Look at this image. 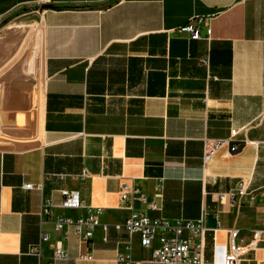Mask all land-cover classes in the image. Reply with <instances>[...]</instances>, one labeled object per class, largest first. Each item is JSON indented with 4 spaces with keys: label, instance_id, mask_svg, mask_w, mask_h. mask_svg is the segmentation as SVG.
I'll use <instances>...</instances> for the list:
<instances>
[{
    "label": "crops",
    "instance_id": "crops-1",
    "mask_svg": "<svg viewBox=\"0 0 264 264\" xmlns=\"http://www.w3.org/2000/svg\"><path fill=\"white\" fill-rule=\"evenodd\" d=\"M110 1L0 0V264H48L58 241L69 259L54 264L147 258L116 228L124 184L157 205L134 202L154 221L202 219L205 260L222 264L228 230L246 244L264 226V0ZM198 16L211 17L209 41L174 32ZM232 130L241 148L204 162L205 141ZM240 183L237 205L219 201ZM64 191L101 210L106 229L88 243L55 229L87 217L61 209ZM240 264H264V238Z\"/></svg>",
    "mask_w": 264,
    "mask_h": 264
},
{
    "label": "built area",
    "instance_id": "built-area-1",
    "mask_svg": "<svg viewBox=\"0 0 264 264\" xmlns=\"http://www.w3.org/2000/svg\"><path fill=\"white\" fill-rule=\"evenodd\" d=\"M210 21V16L192 17L174 32L186 37L189 41L201 39L209 41L211 36ZM202 30H205L204 35L201 34ZM201 64L208 66V59L202 60ZM235 136L236 131L232 130L230 137L227 139L205 141L204 162L209 161L218 150L224 147L228 148V154L236 153L241 148L242 143L234 142L233 138ZM85 176L86 173H83L82 177ZM24 188L30 190L34 187L32 185H26ZM245 197V184L240 183L236 189L220 195L219 201L237 205ZM119 199L121 208L129 211V216L123 225H117L116 228H123L130 236H136L139 240L140 247L146 251L151 250V252L147 258L141 260H134L129 254H118L116 256V264H208L205 260V234L207 228L202 219L197 221H176L174 224H171L168 220L154 221L147 214L137 212L134 209V202L138 201L145 204L149 211L158 210L157 205L154 202L148 201L137 187L129 184L122 185L119 192ZM128 201H130V204H126ZM60 207L65 211L83 209L86 211L87 217H79L75 220L60 219L55 221V229L59 232L68 226L82 241L88 243L93 239V234L97 227L106 229L105 225H102L98 219L101 210L84 205L76 192L64 191ZM42 213H49V205L46 204L43 206ZM158 230H163L165 233L158 238L159 245L153 248ZM227 232L229 241L222 264H240L248 253L257 249L258 242L264 238V226L252 231L251 239L246 244L238 242V230L230 229ZM48 240L49 236L42 235L40 243ZM32 252L38 255V247L33 248ZM68 259L69 256L62 246V241H58L56 243L54 257L48 264H54L56 261H65ZM77 259L91 260L92 256L85 254L80 255Z\"/></svg>",
    "mask_w": 264,
    "mask_h": 264
},
{
    "label": "rangeland",
    "instance_id": "rangeland-1",
    "mask_svg": "<svg viewBox=\"0 0 264 264\" xmlns=\"http://www.w3.org/2000/svg\"><path fill=\"white\" fill-rule=\"evenodd\" d=\"M18 16H19V13H16V12L8 15L7 17H5V19H3L1 26H4V25L8 26V31L14 32L17 29L15 24L18 23L15 18Z\"/></svg>",
    "mask_w": 264,
    "mask_h": 264
},
{
    "label": "trees",
    "instance_id": "trees-1",
    "mask_svg": "<svg viewBox=\"0 0 264 264\" xmlns=\"http://www.w3.org/2000/svg\"><path fill=\"white\" fill-rule=\"evenodd\" d=\"M114 1L115 0H111L110 3L114 2ZM74 8H76V9H86V8H93V6H91V5L90 6L89 5H87V6H76Z\"/></svg>",
    "mask_w": 264,
    "mask_h": 264
}]
</instances>
